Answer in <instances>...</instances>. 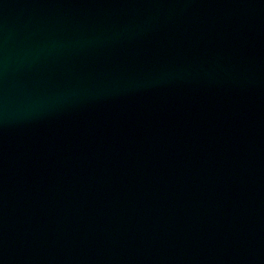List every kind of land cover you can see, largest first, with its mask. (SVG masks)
Instances as JSON below:
<instances>
[{
	"label": "water",
	"instance_id": "obj_1",
	"mask_svg": "<svg viewBox=\"0 0 264 264\" xmlns=\"http://www.w3.org/2000/svg\"><path fill=\"white\" fill-rule=\"evenodd\" d=\"M0 264H264V0H0Z\"/></svg>",
	"mask_w": 264,
	"mask_h": 264
}]
</instances>
